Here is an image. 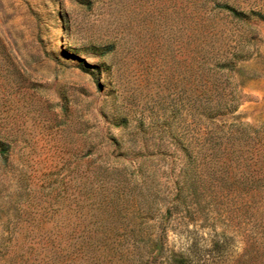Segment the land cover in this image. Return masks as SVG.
Here are the masks:
<instances>
[{
    "label": "rangeland",
    "instance_id": "rangeland-1",
    "mask_svg": "<svg viewBox=\"0 0 264 264\" xmlns=\"http://www.w3.org/2000/svg\"><path fill=\"white\" fill-rule=\"evenodd\" d=\"M0 264H264V0H0Z\"/></svg>",
    "mask_w": 264,
    "mask_h": 264
},
{
    "label": "trees",
    "instance_id": "trees-1",
    "mask_svg": "<svg viewBox=\"0 0 264 264\" xmlns=\"http://www.w3.org/2000/svg\"><path fill=\"white\" fill-rule=\"evenodd\" d=\"M223 8L227 9L228 11H231L232 13L235 12V11H233V9H232L231 7H228L227 5H224ZM218 110H219V108L216 107V109H214V113H215V112H218ZM188 158H190V155L188 156Z\"/></svg>",
    "mask_w": 264,
    "mask_h": 264
}]
</instances>
